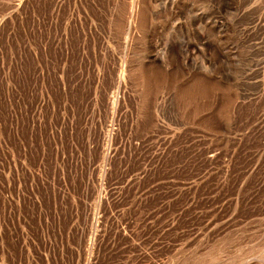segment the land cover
Masks as SVG:
<instances>
[{
	"label": "rangeland",
	"instance_id": "374dc122",
	"mask_svg": "<svg viewBox=\"0 0 264 264\" xmlns=\"http://www.w3.org/2000/svg\"><path fill=\"white\" fill-rule=\"evenodd\" d=\"M0 264H264V0H0Z\"/></svg>",
	"mask_w": 264,
	"mask_h": 264
},
{
	"label": "bare ground",
	"instance_id": "6f19581e",
	"mask_svg": "<svg viewBox=\"0 0 264 264\" xmlns=\"http://www.w3.org/2000/svg\"><path fill=\"white\" fill-rule=\"evenodd\" d=\"M109 105V104H108Z\"/></svg>",
	"mask_w": 264,
	"mask_h": 264
}]
</instances>
